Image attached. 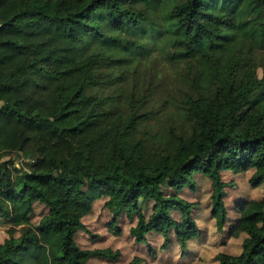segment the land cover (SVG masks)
I'll use <instances>...</instances> for the list:
<instances>
[{
    "label": "trees",
    "instance_id": "trees-1",
    "mask_svg": "<svg viewBox=\"0 0 264 264\" xmlns=\"http://www.w3.org/2000/svg\"><path fill=\"white\" fill-rule=\"evenodd\" d=\"M2 7L11 12L0 26L36 18L84 26L88 33L65 68L40 61L27 68L50 77L85 73L58 115L45 119L76 113L81 99L95 92L83 121L55 131L73 135L97 120L98 130H117L118 143L111 173L101 178L81 174L83 151L65 155L37 136L0 146V161L11 157L0 163V221L8 227L0 264L115 261L118 251L82 249L76 241L88 233L84 219L98 200L115 235L125 216L135 222L128 234L136 244L157 235L163 250L175 240L185 252L201 234L192 216L197 204L181 197L183 190L196 192V176L209 182L210 215L221 233L230 223L225 198L231 186L222 175L250 172V188L263 189L264 0H8ZM0 117L31 126L42 120L4 100ZM129 131L152 144L159 166L155 173L137 169L126 182L119 173L131 163L121 145ZM36 206L45 213L34 224ZM235 211L228 235L243 236L240 250L216 261L264 264V192ZM140 262L135 257L128 264Z\"/></svg>",
    "mask_w": 264,
    "mask_h": 264
},
{
    "label": "rangeland",
    "instance_id": "rangeland-1",
    "mask_svg": "<svg viewBox=\"0 0 264 264\" xmlns=\"http://www.w3.org/2000/svg\"><path fill=\"white\" fill-rule=\"evenodd\" d=\"M7 1L0 0V22H4L11 12L9 8L2 7ZM87 33L82 25L43 18L29 22L16 20L0 26V101L17 105L24 112L35 110L42 116L41 122L35 126L26 125L11 117H0V146L19 135L37 136L65 155L74 149L83 151L81 174L90 173L101 178L111 173L112 163L117 157V130L110 127L100 131L98 121L92 120L73 135L60 137L55 131L56 127L69 129L74 123L83 121L90 106L96 101V93H87L81 99L76 113L60 116L53 123L45 119L49 115H58L60 107L76 91L85 73L70 78L50 77L27 68L33 61H40L55 69L65 68L75 59L77 47ZM8 40L18 42L19 46L6 45ZM259 75L261 76V72ZM94 111L97 113L98 109ZM121 145L125 155L131 158L129 166L119 173L123 180L129 182L137 169L156 172L159 161L154 147L147 139L129 131L123 137ZM9 158L11 157H4L0 163ZM19 162L15 160V164ZM222 176L231 185L226 188L225 198L230 223L222 233L216 230L210 215L211 190L208 181L198 175L195 177L198 181L196 192L186 189L181 193V197L197 204L192 216L201 233L197 240L189 243L185 252L181 251L175 240L163 250V239L157 235L148 236L146 244H136L128 234L135 222L128 221L125 216L118 222L121 235H115L108 228L112 216L103 209L104 201L94 202L91 213L84 219L88 233H79L76 237L77 244L82 249L110 248L118 251L119 257L115 261L95 260L88 264H128L135 257L141 260L139 264H218V254H237L243 236L231 238L228 235L230 224L234 222V216H237L235 208L244 200L259 199L264 187L259 191L250 188V172L240 175L224 173ZM1 178L2 169L0 184ZM117 182L118 180L112 182L111 186H115ZM44 213L42 206H36L33 223L36 224ZM7 229V225L0 221V242L7 237Z\"/></svg>",
    "mask_w": 264,
    "mask_h": 264
}]
</instances>
